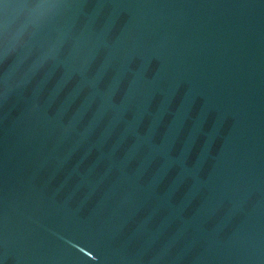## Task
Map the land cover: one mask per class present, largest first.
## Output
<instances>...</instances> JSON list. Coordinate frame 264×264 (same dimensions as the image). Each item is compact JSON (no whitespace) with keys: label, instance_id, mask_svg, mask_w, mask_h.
<instances>
[{"label":"water","instance_id":"95a60500","mask_svg":"<svg viewBox=\"0 0 264 264\" xmlns=\"http://www.w3.org/2000/svg\"><path fill=\"white\" fill-rule=\"evenodd\" d=\"M0 264H264V0H0Z\"/></svg>","mask_w":264,"mask_h":264}]
</instances>
